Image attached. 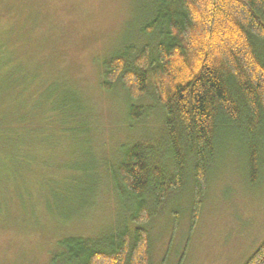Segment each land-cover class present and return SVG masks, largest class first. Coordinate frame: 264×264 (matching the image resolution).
<instances>
[{
	"label": "rangeland",
	"instance_id": "1",
	"mask_svg": "<svg viewBox=\"0 0 264 264\" xmlns=\"http://www.w3.org/2000/svg\"><path fill=\"white\" fill-rule=\"evenodd\" d=\"M154 0H0V30L18 60L42 80L67 85L90 115L89 142L51 130L25 140V164L0 157V264H52L59 241L99 237L131 227L137 202L113 183L127 147L143 142L165 152L164 113L133 121L127 91L103 88L104 62L142 38ZM12 48V47H9ZM151 104L138 101L137 105ZM135 104V103H134ZM87 118V117H86ZM89 118V117H88ZM84 116L70 125L84 128ZM258 130V129H257ZM254 133L261 155L255 181L247 169L243 128L224 127L201 214L191 232L192 173L182 192L148 224L152 264H245L264 242V127ZM18 149L16 148V151ZM68 162L76 173L64 170ZM11 167V172H7ZM2 168V169H1ZM80 177L70 201L50 181ZM4 188V190H3ZM149 203V202H148ZM151 205V202H150ZM80 209V210H79ZM152 210V207H151ZM159 214L157 215V213Z\"/></svg>",
	"mask_w": 264,
	"mask_h": 264
},
{
	"label": "trees",
	"instance_id": "2",
	"mask_svg": "<svg viewBox=\"0 0 264 264\" xmlns=\"http://www.w3.org/2000/svg\"><path fill=\"white\" fill-rule=\"evenodd\" d=\"M153 4L142 27L144 42L128 44L105 60L102 86L107 91L123 86L133 103L129 109L133 121L160 109L167 147L165 152L143 142L127 147L113 177L119 196L137 202L131 227L95 238L65 237L52 264H152L147 227L156 216L154 209L184 190L191 171L193 231L224 127L243 128L250 180L259 175L261 155L254 133L264 127V0H154ZM6 15L0 11L1 24ZM3 30L0 157L9 153L25 164V140L49 138L51 130L66 134L67 141L82 136L89 142L91 117L80 98L57 80L40 79L36 68L18 60L17 51L3 41L14 31ZM138 101L151 104L137 105ZM83 116L84 128L70 126ZM63 167L76 173L68 162ZM79 182L80 177L71 175L50 184L70 201ZM245 264H264V242Z\"/></svg>",
	"mask_w": 264,
	"mask_h": 264
}]
</instances>
